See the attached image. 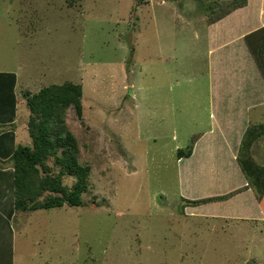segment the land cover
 Wrapping results in <instances>:
<instances>
[{"label":"rangeland","instance_id":"rangeland-1","mask_svg":"<svg viewBox=\"0 0 264 264\" xmlns=\"http://www.w3.org/2000/svg\"><path fill=\"white\" fill-rule=\"evenodd\" d=\"M215 1L0 0V70L19 93L82 84L68 124L91 167L81 205L18 215L15 264H264L259 231L181 210L176 148L218 111L194 33Z\"/></svg>","mask_w":264,"mask_h":264},{"label":"crops","instance_id":"crops-1","mask_svg":"<svg viewBox=\"0 0 264 264\" xmlns=\"http://www.w3.org/2000/svg\"><path fill=\"white\" fill-rule=\"evenodd\" d=\"M203 21L204 27L194 33L206 49L209 106L215 111L217 99L218 111L217 114L210 113L211 118L204 128L191 134H199L191 154L176 157L181 210L184 215L235 220L238 232L252 230L264 235V215L251 187L226 199L201 204L185 202L224 195L247 184L236 162V153L248 124L260 123L253 121V111L264 106V79L245 41L248 33L264 26V0H247L244 6L211 24ZM0 75H3L0 77V96L8 99L7 102L0 100V126L12 124L0 130V264H15L16 228L10 156L17 143L28 142L25 134L27 115L20 108L24 98L18 92L17 70H0ZM4 75L7 77L2 79ZM258 92L262 96L257 97ZM252 154L264 164V137L254 142Z\"/></svg>","mask_w":264,"mask_h":264},{"label":"trees","instance_id":"trees-1","mask_svg":"<svg viewBox=\"0 0 264 264\" xmlns=\"http://www.w3.org/2000/svg\"><path fill=\"white\" fill-rule=\"evenodd\" d=\"M79 0H65L68 6ZM247 0H217L211 4L206 23L211 24L233 10L244 6ZM245 41L264 79V26L245 36ZM2 87L5 84L2 83ZM20 108L27 115L25 127L28 142L15 145L10 161L13 167L14 222L18 215L51 207L78 206L82 195L88 190L90 165L79 161V145L68 124V113L72 109L83 123V87L79 82L65 80L50 83L36 91L24 90ZM7 102L6 96H0ZM1 109V107H0ZM12 124L1 125L0 130ZM5 126H7L5 128ZM199 134H193L186 148H177L176 157L188 156L192 152ZM264 137V122L249 123L236 153V162L247 179V184L224 195L185 200L201 204L212 200L226 199L251 187L264 215V164L252 154V146ZM71 179L67 184L65 179Z\"/></svg>","mask_w":264,"mask_h":264}]
</instances>
